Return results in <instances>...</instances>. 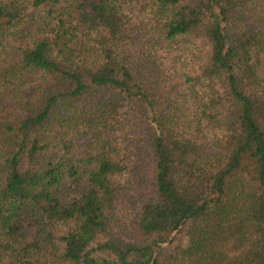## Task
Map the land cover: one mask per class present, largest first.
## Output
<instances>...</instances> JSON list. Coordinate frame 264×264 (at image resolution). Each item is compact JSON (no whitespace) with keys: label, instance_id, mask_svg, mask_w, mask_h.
Here are the masks:
<instances>
[{"label":"trees","instance_id":"trees-1","mask_svg":"<svg viewBox=\"0 0 264 264\" xmlns=\"http://www.w3.org/2000/svg\"><path fill=\"white\" fill-rule=\"evenodd\" d=\"M0 264H264V0H0Z\"/></svg>","mask_w":264,"mask_h":264},{"label":"rangeland","instance_id":"rangeland-1","mask_svg":"<svg viewBox=\"0 0 264 264\" xmlns=\"http://www.w3.org/2000/svg\"><path fill=\"white\" fill-rule=\"evenodd\" d=\"M27 1V0H26ZM212 141H215V140H212ZM90 141H89V138L87 137H79V138H76L73 140V149H74V153L76 155H84L86 152H88L89 150V146H90ZM65 188L63 190V192H65V194L67 195H72L73 192L71 191V189H68L67 186L68 184H65ZM70 193V194H68ZM67 227L65 226H57L56 227V235L57 236H63L64 234H66V231H67ZM186 240H187V234L186 232H182L179 234L178 236V241H180L182 243V245L186 244Z\"/></svg>","mask_w":264,"mask_h":264}]
</instances>
